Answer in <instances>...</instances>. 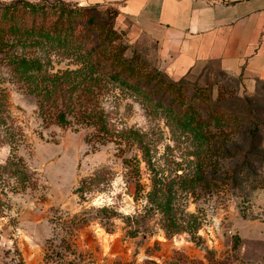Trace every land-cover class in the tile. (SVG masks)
<instances>
[{
	"label": "rangeland",
	"instance_id": "obj_1",
	"mask_svg": "<svg viewBox=\"0 0 264 264\" xmlns=\"http://www.w3.org/2000/svg\"><path fill=\"white\" fill-rule=\"evenodd\" d=\"M15 1L87 8L83 0H0V6ZM96 11L86 48H96L93 59L111 64L128 85L107 81L97 92L94 109L114 135L105 143L91 140L94 130L71 118L64 127L44 121L35 98L2 76L8 123L17 129L14 142L0 128V264H45L59 214L86 223L71 239L93 264H161L197 253L203 260L194 264H264V82L226 75L216 64L175 81L161 69L154 43L118 7ZM42 47L29 55L50 73L83 65L68 52ZM161 74L179 82L186 101L194 99L202 121H221L205 129L210 136L180 125L179 97L161 95ZM196 175L210 183L190 186ZM154 179L182 231L168 229L149 202ZM180 238L186 244L176 247Z\"/></svg>",
	"mask_w": 264,
	"mask_h": 264
},
{
	"label": "trees",
	"instance_id": "obj_2",
	"mask_svg": "<svg viewBox=\"0 0 264 264\" xmlns=\"http://www.w3.org/2000/svg\"><path fill=\"white\" fill-rule=\"evenodd\" d=\"M96 6L99 5L75 9L56 8L36 6L22 1L0 6V85L3 83L2 76L8 77L10 82L19 85L28 95L35 98L38 113L44 121L49 120L59 127H64L71 118L75 124L94 130L91 140L105 143L114 135L102 114L94 109L97 92L107 81L120 83L122 86L128 85L125 79L121 80L119 73L113 71L111 64L105 66L103 62L93 59L96 48H86V40L92 39L90 32L98 22ZM112 34L114 33L110 31L105 35V42H108ZM43 45L68 52L82 60L83 65L75 70L50 73L44 68L41 60L29 55L32 49L43 48ZM111 59L117 60L119 65L123 64L122 59L116 58L115 54ZM127 70L132 74L134 68L128 65ZM160 82L166 89L161 95L170 96L169 94L175 93L179 97L176 110L178 122L184 130L204 138L210 136L205 134V129L210 128L212 121L213 126L221 121L212 117L202 121L195 110V104L193 105L194 99L189 98L187 103L181 94L183 92L179 82H169L168 79L166 81L164 74H161ZM150 91L153 92L152 89ZM8 121L7 97L4 89L0 87V128L9 136L10 141L15 142L14 131L17 128ZM248 136L251 141L254 140V133H249ZM21 138L22 135H18L17 141ZM203 182L210 183L206 178L196 175L189 181V185H200ZM148 200L163 213L168 229L175 228L178 232L183 230L184 227L179 226L175 213L170 209V198L164 197L161 200L159 180L154 179ZM52 224L55 233L53 239H56V242H50L46 249L45 264L94 263L93 257L78 251L71 239L80 225L86 224L84 221L78 217L69 220L68 215L59 214L53 217ZM175 262L186 263L187 260Z\"/></svg>",
	"mask_w": 264,
	"mask_h": 264
},
{
	"label": "crops",
	"instance_id": "obj_3",
	"mask_svg": "<svg viewBox=\"0 0 264 264\" xmlns=\"http://www.w3.org/2000/svg\"><path fill=\"white\" fill-rule=\"evenodd\" d=\"M114 5L156 47L159 65L178 81L209 64L264 82V0H83ZM187 262L203 260L200 253ZM160 264V263H159Z\"/></svg>",
	"mask_w": 264,
	"mask_h": 264
},
{
	"label": "bare ground",
	"instance_id": "obj_4",
	"mask_svg": "<svg viewBox=\"0 0 264 264\" xmlns=\"http://www.w3.org/2000/svg\"><path fill=\"white\" fill-rule=\"evenodd\" d=\"M94 231H95V234L97 235H100L101 234V231L97 228H94ZM174 244L176 247H182L186 244V241L183 239V238H180L178 240H175L174 241Z\"/></svg>",
	"mask_w": 264,
	"mask_h": 264
},
{
	"label": "built area",
	"instance_id": "obj_5",
	"mask_svg": "<svg viewBox=\"0 0 264 264\" xmlns=\"http://www.w3.org/2000/svg\"><path fill=\"white\" fill-rule=\"evenodd\" d=\"M212 211H213V210H212V208L210 207V208H209V212H212Z\"/></svg>",
	"mask_w": 264,
	"mask_h": 264
}]
</instances>
